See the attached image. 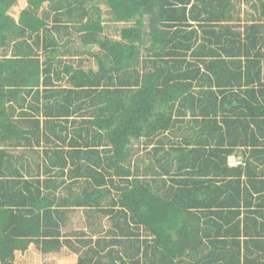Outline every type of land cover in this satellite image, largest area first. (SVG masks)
Here are the masks:
<instances>
[{
    "label": "trees",
    "instance_id": "trees-1",
    "mask_svg": "<svg viewBox=\"0 0 264 264\" xmlns=\"http://www.w3.org/2000/svg\"><path fill=\"white\" fill-rule=\"evenodd\" d=\"M259 2L0 0V264H264Z\"/></svg>",
    "mask_w": 264,
    "mask_h": 264
},
{
    "label": "rangeland",
    "instance_id": "rangeland-1",
    "mask_svg": "<svg viewBox=\"0 0 264 264\" xmlns=\"http://www.w3.org/2000/svg\"><path fill=\"white\" fill-rule=\"evenodd\" d=\"M237 6V9L240 10L239 15L241 16L243 22H248L247 18L251 17L253 15H258L261 12V8L257 9L254 5H260L259 0H234ZM99 6V12L101 14V20H102V24H103V33L108 35L111 38H119V29L120 27L123 25L122 23L119 22H115L112 20V16H111V12L109 10V8L106 6L105 3L103 2H99L98 3ZM144 32L147 34L149 28L147 23H145L144 27H143ZM145 41L143 43H141L140 46V50L142 52L143 55L147 54V48H148V44L149 41L147 40V36L144 37ZM77 41H75L74 46L76 47L77 50H97V46H82L80 44V39L79 37L76 38ZM10 52V51H9ZM4 54L5 51L3 52V49L0 47V54ZM81 54L89 56L86 53L81 52ZM68 58V55H65V59ZM93 66L96 65L94 63H92ZM263 67H264V62H263ZM59 84L62 85H66V81L65 79H61L58 81ZM157 140V137L153 138L151 141H145V139H140V140H134L133 141V149H134V159L136 158H146L147 153L149 152V150L151 149V147L155 144ZM83 214L81 213V211H77L75 212V214H73L72 216V224L74 226V228H78V229H84L85 225H84V219H83ZM55 260V259H54Z\"/></svg>",
    "mask_w": 264,
    "mask_h": 264
},
{
    "label": "built area",
    "instance_id": "built-area-1",
    "mask_svg": "<svg viewBox=\"0 0 264 264\" xmlns=\"http://www.w3.org/2000/svg\"><path fill=\"white\" fill-rule=\"evenodd\" d=\"M240 163H241L240 160L237 159L235 156H230V157H229V164H230L231 166H235V165H238V164H240Z\"/></svg>",
    "mask_w": 264,
    "mask_h": 264
},
{
    "label": "crops",
    "instance_id": "crops-1",
    "mask_svg": "<svg viewBox=\"0 0 264 264\" xmlns=\"http://www.w3.org/2000/svg\"><path fill=\"white\" fill-rule=\"evenodd\" d=\"M1 48H2V47H1ZM2 49H4V47H3ZM236 158L240 160L241 156L237 155ZM61 255L63 256V254L56 255V256H55V255H51V256L48 257V259H49V260H53V259H56V260H57ZM52 257H53V258H52Z\"/></svg>",
    "mask_w": 264,
    "mask_h": 264
}]
</instances>
